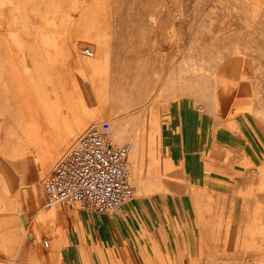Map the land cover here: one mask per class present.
<instances>
[{
    "label": "crops",
    "instance_id": "0c3cea01",
    "mask_svg": "<svg viewBox=\"0 0 264 264\" xmlns=\"http://www.w3.org/2000/svg\"><path fill=\"white\" fill-rule=\"evenodd\" d=\"M100 13L71 17L74 32L61 44L63 68L88 78L94 89L106 82V114L126 127L135 147L134 197L120 211L94 214L64 203L47 208L45 198L17 204L0 189V264H264L263 89L255 86L248 101L246 84L239 85L247 72L232 62L228 86L202 103L198 42L108 40L97 24ZM41 69L28 78L31 89L17 92V104H10L7 89L3 103L6 113L14 109V121L16 108L33 111L37 136L57 144L58 152L41 164L46 167L88 123L66 133L72 123L66 115L74 119L71 109L81 99L72 94L67 114L66 96L46 90ZM48 94L54 103L45 107ZM0 144L5 155L6 139ZM21 163L13 168L0 161V185L10 194Z\"/></svg>",
    "mask_w": 264,
    "mask_h": 264
},
{
    "label": "rangeland",
    "instance_id": "374dc122",
    "mask_svg": "<svg viewBox=\"0 0 264 264\" xmlns=\"http://www.w3.org/2000/svg\"><path fill=\"white\" fill-rule=\"evenodd\" d=\"M2 10H6L7 14L0 15V138L6 139L7 152L4 150L5 155L1 153L0 161L15 168L17 163L26 160L28 164L24 161L25 170L35 173L37 179L33 184L28 182L30 174L11 176L12 180L16 179L17 184H23V188H20L24 195L23 202L29 200L32 188L38 187L39 199L44 204V180L89 129L111 121L112 129L115 128L125 138L120 143L115 142V145H133L131 139L126 138V127L116 125L109 114H106L110 109L109 94L102 93L109 90L106 82H103L104 87L94 89L90 87L88 78H73L71 76L74 73L65 69L61 44L74 32L71 17L84 13L82 16L88 19L91 17L88 13L95 10L101 12L97 16V24H102L104 38H111L115 42H198L202 103L210 102L214 92L228 86L232 62L241 64L247 72L246 81L239 85L246 84L248 101L254 100L255 86L262 88L264 92V0H1L0 11ZM46 13L50 14L47 16ZM88 23L91 22L85 21L84 29H88ZM47 56L50 57L48 63L39 61L37 64L34 61V58L43 59ZM97 63L100 64V61ZM37 66L42 68L39 73L47 71L49 83L46 90L51 88L66 96V112L67 105H71L69 101L72 94H75L74 99H81L80 105L75 103L71 109L75 114L74 119L67 112V119L72 123L69 124V129L66 128V133L80 123H88L80 133L75 134V142L46 167L41 164L48 161L45 160L46 156L56 153L57 144L40 140L37 136L41 128H36L37 120L36 116L32 118L33 111L26 108L22 113L16 108L19 121L17 125V118L14 121V109L6 113L3 103L6 96L3 94L4 89L9 92V102L12 105L15 101L16 104L18 102V91L31 89V80L28 78L38 73ZM255 68L258 69L257 79ZM23 79L26 81L25 86L20 83ZM231 84L234 86L233 82ZM53 103L50 94L45 96V107ZM94 116L97 120H90ZM132 176L131 173L130 181L135 187ZM17 184L12 185V194L0 185L1 194L5 193L8 199L13 195L12 200L15 199Z\"/></svg>",
    "mask_w": 264,
    "mask_h": 264
},
{
    "label": "built area",
    "instance_id": "2783aa9c",
    "mask_svg": "<svg viewBox=\"0 0 264 264\" xmlns=\"http://www.w3.org/2000/svg\"><path fill=\"white\" fill-rule=\"evenodd\" d=\"M84 54L92 56L86 49ZM131 146L114 144L108 122L89 129L43 182L47 208L58 203L94 214L117 212L131 201Z\"/></svg>",
    "mask_w": 264,
    "mask_h": 264
},
{
    "label": "bare ground",
    "instance_id": "6f19581e",
    "mask_svg": "<svg viewBox=\"0 0 264 264\" xmlns=\"http://www.w3.org/2000/svg\"><path fill=\"white\" fill-rule=\"evenodd\" d=\"M93 56V54H92ZM91 56V57H92ZM88 57V56H87ZM111 124V121L109 122ZM114 129V133H113V136L115 137L114 138V144L116 142L117 143H120L122 142V140H125L124 137L120 136L118 133H117V130L115 128ZM112 129V130H113ZM82 137V136H81ZM80 139V138H79ZM78 139V140H79ZM77 140V141H78ZM77 143V142H76ZM53 161V160H52ZM129 162H130V172L133 173V167H134V164L136 162V158H135V147L132 145L131 146V150H130V155H129ZM17 169H20V172H22V174H30V176L28 175V182L29 184H33V182L37 179L36 176H34V172L32 171L31 173L27 172L25 170V165L23 164H20V168H17ZM135 170V169H134ZM46 170H44L45 172ZM48 172V171H47ZM33 173V174H32ZM46 173V172H45ZM136 173V172H135ZM25 176V175H24ZM22 179H23V176H21ZM45 181V180H44ZM132 184V183H131ZM23 184H21L20 182L17 184V187L15 189V192H14V195H15V199H14V202L15 203H20L22 201V199L24 198V195L21 194V190L20 188L22 187ZM38 187H33L32 190L30 191V194H29V197H28V201L30 204H33V205H36L38 204V200H39V192H38Z\"/></svg>",
    "mask_w": 264,
    "mask_h": 264
}]
</instances>
